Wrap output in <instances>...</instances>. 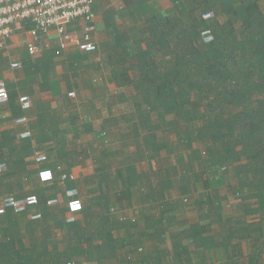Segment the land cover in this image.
I'll return each instance as SVG.
<instances>
[{
	"label": "trees",
	"instance_id": "obj_1",
	"mask_svg": "<svg viewBox=\"0 0 264 264\" xmlns=\"http://www.w3.org/2000/svg\"><path fill=\"white\" fill-rule=\"evenodd\" d=\"M168 3L169 8H164L155 0H132L121 12L110 10L103 16L112 42L107 44L106 58L112 68V82L121 89L132 88L135 114L143 120V146L167 154L176 148L180 152L178 164L188 171L178 173L174 166L164 168L157 193L159 212L174 213L175 204L162 199V194L174 189L182 197L189 194L190 178L196 183L194 170L201 168L204 192L195 206L199 218H209L210 223L200 228L209 237H203L204 232H192L190 238L193 242L206 239L220 245L224 254L220 264H264V11L260 6L264 0ZM206 14L214 17L205 21ZM220 16L224 21L219 20ZM117 17L138 19L142 26L129 27L121 33L115 24ZM205 30L212 34L208 43L202 37ZM153 116L156 122H150ZM175 120L184 128L175 126ZM161 125L164 129L157 138L155 131ZM169 128L175 132L174 142L163 139ZM138 139L135 133L136 143ZM196 143L199 151L194 149ZM55 169L51 171L53 180L64 175L65 185L71 188L70 172ZM139 178L141 175L128 166L123 173H117L112 190L116 191L118 184L123 195L137 186ZM231 179H236V186L229 183ZM223 184L234 198L242 200V216L234 219L225 214L229 198L221 193ZM95 189L90 188L89 193ZM153 193L152 188L149 198ZM37 199V205L21 213L6 208L0 215V226L13 229L19 218L29 216L31 210L51 206L48 200ZM121 199L117 196L116 205H122ZM89 200L87 205L82 203L79 214H94V206L111 214L107 202ZM250 200L253 203L247 202ZM248 216L257 217L259 223L248 222ZM213 218L219 225L217 233L210 231ZM74 223L66 227L70 232L79 227ZM86 242L87 249L78 240L58 252L46 250L43 244L25 246L22 238L11 234L0 239V264H44L48 260L50 264H66L82 257L101 264L102 249L95 257L92 240ZM105 246L109 247L108 243Z\"/></svg>",
	"mask_w": 264,
	"mask_h": 264
},
{
	"label": "crops",
	"instance_id": "obj_2",
	"mask_svg": "<svg viewBox=\"0 0 264 264\" xmlns=\"http://www.w3.org/2000/svg\"><path fill=\"white\" fill-rule=\"evenodd\" d=\"M99 1L94 2L95 53L78 50L83 20L67 25L63 34L51 30L35 40L28 33L29 25H19L8 38L6 48L0 50V80L8 93V101L0 104V204L6 198L20 200L27 195L57 202L45 210H31L29 216L19 218L13 229L0 226V239L12 234L22 238L25 246L43 244L46 250L58 252L78 240L87 249L86 240L91 239L95 257L102 249L101 264L223 263L220 245L206 239L193 242L190 238L192 232H204L203 237H209L203 229L200 231L210 223L209 218L204 223L191 221L199 218L198 214H150L159 213V176L165 168L160 167V159L166 153L145 149L140 138L143 120L135 114L132 88L121 89L112 82V68L106 60L107 44L112 42L103 22L104 14L111 9L107 5L97 12ZM115 24L121 33L129 27L142 26L138 19H126L124 23L116 20ZM30 42L37 47L34 55L27 50ZM12 64L19 67L12 68ZM21 96L31 101L27 111L21 110ZM22 116L27 118L26 123L17 124ZM149 119L156 122L157 118ZM163 129L161 125L155 131L157 138ZM25 132L28 137H22ZM135 133L139 134L137 143ZM39 154L46 156L45 162L35 161ZM128 166L141 178L135 188L122 195L118 184L116 191L112 186L117 173H123ZM53 168L70 172L71 188L61 178L51 182L38 179L40 171ZM90 188L96 189L89 193ZM152 188L151 199L148 195ZM68 191L76 192L77 199L86 205L92 198L106 203L122 197L121 202L126 203L122 209L129 214H105L94 206L98 209H93L94 214L75 215L79 227L70 232L66 228L70 225L66 221ZM165 194L161 197L164 200ZM34 212L40 214V219L30 217ZM211 230L217 233L212 227ZM66 264L97 263L82 257Z\"/></svg>",
	"mask_w": 264,
	"mask_h": 264
},
{
	"label": "built area",
	"instance_id": "obj_3",
	"mask_svg": "<svg viewBox=\"0 0 264 264\" xmlns=\"http://www.w3.org/2000/svg\"><path fill=\"white\" fill-rule=\"evenodd\" d=\"M94 0H0V50L7 46L8 38L14 33L19 25H29L28 33L32 40L40 36H45L51 30H55L58 34H63L67 25L83 20L84 27L81 37V42L78 44V50L82 53L92 54L97 52V44L93 40L95 32V14L93 11ZM212 14H206L203 19H209ZM203 41L208 43L212 40L210 30L202 32ZM27 50L30 55L37 53V47L33 42L27 44ZM19 67V64H12V68ZM70 97L73 94L69 95ZM8 101V93L6 85L0 80V104ZM19 104L22 111H27L31 107V101L27 96H21ZM27 118L22 116L16 120L17 124H25ZM29 133L25 132L22 137H28ZM35 161L43 163L46 161V156L36 155ZM41 182H51L53 174L50 170L40 171L37 175ZM62 180L66 176L61 177ZM70 179H73L70 176ZM68 201L66 203L67 223L75 221V215L79 214L83 209V204L76 198V192H66ZM56 200L48 201L47 204H56ZM38 204V199L35 195H29L21 200L14 198H6L0 204V215L5 213L6 208H13L14 212L21 213L26 208ZM37 220L40 214L30 216Z\"/></svg>",
	"mask_w": 264,
	"mask_h": 264
},
{
	"label": "rangeland",
	"instance_id": "obj_4",
	"mask_svg": "<svg viewBox=\"0 0 264 264\" xmlns=\"http://www.w3.org/2000/svg\"><path fill=\"white\" fill-rule=\"evenodd\" d=\"M106 1H107V4H105ZM94 2L96 3L97 0H94ZM131 2H132V0H100L98 3L99 8H98L97 12L100 11L101 8H107V5L111 10L116 11V12H121V10L123 8L127 7ZM155 2L157 3L158 6H161V7L169 5L168 0H155ZM260 6H261V9L264 11V3H261ZM212 17H214V16L211 15L210 18H212ZM116 20L119 22H123V23L125 22L124 18H120V17H117ZM219 20L224 21L222 16L219 17ZM195 107H196V105H195ZM174 124H175V126L177 125V126H181L184 128V125L180 124L176 120L174 121ZM175 138H176V135H175V132L173 131V129L172 128L166 129L165 134L163 135V139L166 141L174 142ZM193 146H194V149L196 151H199L201 149L197 143L194 144ZM179 155H180V152L176 148H174L170 154H167V153L165 155L163 154L162 159H160V167H161V165H163L166 168L174 166L177 169L178 173H183L184 168H181L180 165L178 164ZM190 157L193 158V155H190ZM185 158L188 159L187 155L185 156ZM191 169H192V171H191ZM191 169H190V171L193 172L192 167H191ZM184 170L186 172H188L187 168H185ZM195 171L197 174L196 176L198 178L196 180V183L192 182V180H194L193 177L190 178L191 181H190V192H189V194H186L182 197L179 195V192L175 189L170 191L169 193L168 192L166 193L165 200L167 199L169 202H173L175 204L176 210L174 211L173 214H199V212L197 211V208L195 206V203L201 199V195L204 192V187H203L204 186L203 185L204 184L203 183L204 175L202 173L201 168L199 170L195 169L194 172ZM161 175H162V172H160L159 179L161 178ZM229 183L232 186L237 185L236 179H231L229 181ZM220 190H221V193L223 195H227L229 198L228 203L225 205V210H226L225 214L230 215L234 219L237 216H239V217L242 216L243 214H242V211L240 209V204H241L242 200L239 197L234 198V196L229 193V189L225 186V184L221 185ZM94 202H96V201H94ZM106 202L108 205L110 204V207H111L110 213L111 214H123V213L129 214V212L127 210H124V208L122 209V207H123L122 205L123 204L126 205V203L122 202V205H116V202H114V201L108 200ZM247 202L253 203V200H250ZM96 208H98V207L96 206ZM95 211L97 212L98 209H96ZM102 211L104 213L103 209H102ZM150 214H160V212L159 213L158 212L152 213V211H151ZM214 219L215 218H213L211 220L212 221L211 227L214 230L218 231L219 225L217 224V222ZM193 220H197L198 222H204V223L207 222V220L204 218L191 219V221H193ZM247 221L251 222V223L252 222L257 223L259 220L257 217L248 216Z\"/></svg>",
	"mask_w": 264,
	"mask_h": 264
}]
</instances>
